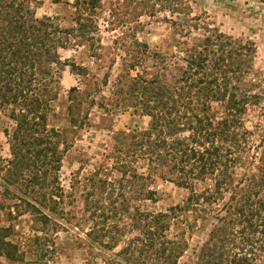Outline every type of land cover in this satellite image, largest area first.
<instances>
[{
	"label": "trees",
	"instance_id": "1",
	"mask_svg": "<svg viewBox=\"0 0 264 264\" xmlns=\"http://www.w3.org/2000/svg\"><path fill=\"white\" fill-rule=\"evenodd\" d=\"M99 1L76 0L74 24L67 26L58 16H38L41 0H0V112L9 109L15 122L5 130L12 157H0V198L11 220L0 229V254L9 260H23L11 237L22 214L41 232L74 220L59 179L65 139L49 127V115L63 67L90 75L87 67L63 60L60 50L95 39ZM174 1L165 0L184 15L185 0ZM189 23L180 18L177 24L188 39L171 56L175 61L160 55V71L130 77L124 100L151 122L114 145L119 177L89 178L85 210L92 226L85 233V264H178L189 249L187 236L201 229L205 238L194 250V264H254L264 252V137L252 139L245 125L249 105L261 99L249 78L256 45L208 26L189 38L190 27L200 28ZM92 56L104 61L100 53ZM69 92L73 117V95L84 92L76 86ZM155 177L188 189V195L165 210L142 208L139 201L156 200ZM29 240L47 247L42 234Z\"/></svg>",
	"mask_w": 264,
	"mask_h": 264
},
{
	"label": "rangeland",
	"instance_id": "2",
	"mask_svg": "<svg viewBox=\"0 0 264 264\" xmlns=\"http://www.w3.org/2000/svg\"><path fill=\"white\" fill-rule=\"evenodd\" d=\"M37 15L58 16L64 25L74 24L73 14L76 0H41ZM175 1L172 0V3ZM188 5L184 15L178 12L176 4L166 5L165 0H100L94 9L93 41L79 43L68 49H61L62 59L76 62L88 68L90 75L82 77L72 71L70 65L60 73L58 99L53 103L49 115V127L59 129L65 142L60 185L67 197V209L74 215L72 223H63L53 231L36 230L29 214H22L15 223L11 236L21 247L22 261H12L0 254V264H85L89 257L86 232L92 226L90 212L85 210V201L92 191L89 178L108 179L119 177L113 165L114 145L127 143L129 134L135 129L149 127L151 118L132 106L130 100V77L143 75L151 77L160 71L161 57L171 56L178 51V45L188 39L177 26L180 18L189 19V25L199 26L190 30L189 38L204 33V26L218 29L256 45L254 69L250 78L252 91L261 95L256 105H249L245 125L252 131V139L264 137V0H185ZM94 47V48H93ZM100 53L103 62L92 55ZM76 86L80 95H73L76 104L75 115L69 113L70 88ZM216 110L221 112L219 105ZM9 109L0 112V157H12L5 130L12 131L15 122L9 116ZM73 119L76 125H73ZM123 135H128L124 138ZM143 171L141 164L137 165ZM202 185L197 188L202 189ZM151 189L156 191V200H142L138 204L148 210L159 211L182 202L189 190L171 181L154 178ZM0 198V229L11 223L7 202ZM46 238L47 247L29 245L34 234ZM205 238L204 230L188 235L189 249L178 264H194L197 245ZM100 261V260H99ZM254 264H264L262 252Z\"/></svg>",
	"mask_w": 264,
	"mask_h": 264
}]
</instances>
